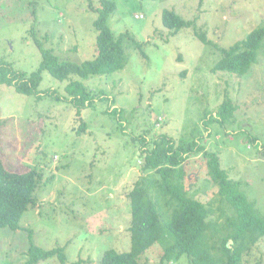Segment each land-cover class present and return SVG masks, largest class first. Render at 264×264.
<instances>
[{"label":"rangeland","instance_id":"rangeland-1","mask_svg":"<svg viewBox=\"0 0 264 264\" xmlns=\"http://www.w3.org/2000/svg\"><path fill=\"white\" fill-rule=\"evenodd\" d=\"M110 1L116 9L107 25L116 38L124 37L125 67L108 76L72 78L92 93L91 105L78 116L65 91L69 81L43 71L30 96L7 81L37 72L42 49L61 62L93 60L97 13L90 6L99 8L100 0H0V158L7 171L36 170L41 177L20 230L0 229V264L26 263L28 231L38 248H64L66 264H100L107 250L128 252V194L143 175L144 141L151 147L160 135L216 154L264 217V40L244 76L212 71L221 49L264 26V0ZM164 10L193 27L173 34L162 24ZM195 27L214 46L204 45ZM226 99L236 109L232 119L220 122ZM184 169L187 196L211 203L212 221L223 225L231 214L218 212L224 207L207 160L190 155ZM161 256L155 244L139 263L160 264ZM166 264H188V258ZM239 264H264V239Z\"/></svg>","mask_w":264,"mask_h":264},{"label":"trees","instance_id":"trees-1","mask_svg":"<svg viewBox=\"0 0 264 264\" xmlns=\"http://www.w3.org/2000/svg\"><path fill=\"white\" fill-rule=\"evenodd\" d=\"M115 9V3L110 0H100L97 9L90 6V10L97 13L93 25L96 32V56L93 60L80 65L61 62L52 51L42 49L39 70L30 76L20 74L16 77L13 74L7 84L12 85L17 93L30 96L37 92L43 71L59 82L69 81L65 91L79 116L81 109L91 105L89 99L92 93L72 78L88 80L95 76H108L125 67L124 37L116 38L107 25ZM161 18L163 26L173 34L193 27L192 21L183 20L173 11L164 10ZM194 33L204 45H212L206 39L203 28L195 27ZM263 40L264 26L253 30L245 40L228 49H221L220 59L212 71L244 76L255 64ZM102 93L94 95L102 98ZM235 109L234 102L226 99L217 113L220 122L232 119ZM84 128L83 123L81 129ZM256 141L252 138L253 143ZM141 150L144 156L143 175L128 194L131 204V249L124 253L107 250L100 264H140V256L155 244L162 248L160 264L176 263L182 256L188 258V264H239L264 239V217L241 190V184L231 180L221 168L216 154L196 143L177 145L166 135L152 140L151 147L145 140ZM199 153L207 160L208 175L217 187L218 198L224 207L218 212L221 217L229 212L231 214L220 226L212 221L216 212L211 203L192 200L186 193L184 164L190 155ZM261 156H264V145L261 146ZM40 179L36 170L21 173L7 171L0 158V229L20 230L24 213L36 203L34 193ZM28 234L30 241L25 264H38L49 258H57L59 264H66L64 248H38L33 242L32 232L28 231Z\"/></svg>","mask_w":264,"mask_h":264}]
</instances>
